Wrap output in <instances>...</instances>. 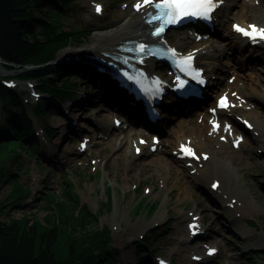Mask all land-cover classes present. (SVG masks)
<instances>
[{"label":"rangeland","instance_id":"obj_1","mask_svg":"<svg viewBox=\"0 0 264 264\" xmlns=\"http://www.w3.org/2000/svg\"><path fill=\"white\" fill-rule=\"evenodd\" d=\"M132 1L134 0H71L67 6L62 7L60 28L63 31L82 29L86 36H83L79 44L70 43L72 48L68 50L65 49L67 46L61 45L49 63L57 64L79 58L84 54L78 56V53L82 52H78L79 49L75 47L88 43L91 45L96 36H106L123 28L128 19L126 7ZM97 2L103 5L100 14L94 13V4ZM233 2L220 9L227 25L220 27L216 38H212L216 41L215 44L204 49L208 56L198 60H212L218 66L217 72L213 74L216 84L211 86L210 90L207 89L211 94L213 89L222 92L226 86L239 85L240 80L236 79V74L240 72L252 74L259 82L254 85L256 90H252V101L247 97L243 98L245 103L236 104L235 108L226 110L235 117L233 122L235 121L236 125L232 126L238 131L233 129L232 132L243 136L241 145L238 148L232 147L229 139L221 138V133L210 135L208 142L212 148L208 150L219 152V155H215V162L229 164L233 175L228 185L235 190L236 198L251 209L246 213L244 220H233L234 214L242 212L235 209L232 198L225 201L220 199L221 190L213 186L217 183L212 186L211 183L213 180L218 184L221 182L208 176L209 167H203L193 159L187 161L178 156L181 164L179 166V162L172 159L176 154L172 153L169 140L174 138L173 134L177 132L181 122L184 124L180 127L183 130L190 126L189 122L204 129L209 126L205 120L206 115L195 117L193 113L186 114L190 115L192 120L185 115L179 120V115H173L166 127L159 130L158 134L153 133L156 139H153V136L146 139L147 130L135 122H121V125L118 123L111 128V122H114L113 108L95 98L98 93L97 85L105 89H108V86L102 85L98 78L88 73L89 69L84 68L83 64H69L74 70L60 73L58 76L53 73L46 75L45 80H49V86L56 90L48 91L45 95L37 93L41 89L44 90L40 83L33 79L16 77L14 73L19 67L13 63L6 65L1 59L0 78L2 77L20 96L24 103L22 110L26 116L34 119L36 113L42 112L45 115L32 123L35 140L33 144L27 143L21 150L18 146L12 147L14 152H20L16 165L14 162L5 163L11 170L12 177L26 192L16 199V202H9L6 199L12 191V182L9 179L0 181V201L4 205V213L0 218H25L27 222L34 218L43 220L47 210L44 196L52 193L58 199L60 187L67 179L74 186L79 204H85L95 215L93 227L105 226L109 230L111 247L115 248V254L109 264H159L160 259L169 264H189L190 257L198 255L194 252L206 255V249L212 246L217 248V252L211 257L208 256V259H200V263L194 259L195 264H264V134L257 133L249 120V116H254L264 130V56L250 62L248 68H239L235 60L238 53L229 44L232 24L239 20L237 10L245 9L248 11L247 15L264 19V0ZM47 10L56 12L53 7ZM38 13L34 11V14ZM125 37L129 35L120 36L114 43H119ZM164 38L171 44L179 39L172 32H167ZM188 46L194 45L184 44L180 47ZM201 47L204 46H198ZM64 49L70 54L61 53ZM83 49L89 50L87 46H83ZM33 66L23 65L24 68ZM153 67L158 66L155 63ZM88 76L93 80H88ZM242 82V90L250 91L247 86L248 79L243 78ZM61 89L70 91V94L57 97ZM27 92L29 95L25 94ZM84 93H92L93 96L81 98L80 95ZM72 94L75 95L72 97ZM32 95L37 99V104L31 100ZM56 100L61 101L60 107L56 106ZM37 107L41 109L37 110ZM208 107L209 105L206 108ZM223 120L224 118L220 122ZM71 121L76 124L72 128H76L75 130H70ZM0 122H4L1 110ZM96 122L107 124L109 129L99 131L94 125ZM44 123L53 130L45 129L47 135L42 138L38 133H41ZM123 133L128 134L126 139H121ZM138 136L147 142L157 139L161 141L155 149H150L148 144H144L141 154L139 152L132 156L130 143L136 141ZM81 139L89 141L83 151L79 150ZM28 148H31L30 153L29 150L27 152ZM158 156L167 159L168 163L158 165L152 159ZM131 165L133 168L130 170ZM194 174L200 181L191 178ZM206 187L212 189L211 196L217 198L220 203L213 202L211 196L205 192ZM228 203L231 205L227 209L225 206ZM191 212L208 218L200 219L198 227L201 228L202 225V230H205H196L195 235L192 231L189 232V228L185 232L184 228L177 226L179 216ZM158 215H162L161 219L152 221ZM195 222L191 221L190 224ZM186 224L189 225L188 220ZM168 225L176 228V231L168 233L165 228ZM182 238H185V241Z\"/></svg>","mask_w":264,"mask_h":264},{"label":"trees","instance_id":"obj_2","mask_svg":"<svg viewBox=\"0 0 264 264\" xmlns=\"http://www.w3.org/2000/svg\"><path fill=\"white\" fill-rule=\"evenodd\" d=\"M70 1L0 0V58L6 65L13 63L19 67L14 73L16 77L34 79L44 90L52 91L56 88L49 86L46 75L58 76L74 70L69 65L49 63L61 45L79 44L86 36L82 29L63 31L60 28L62 7ZM51 7L56 12L47 10ZM34 11L39 13L36 15ZM27 64L34 66L24 68ZM59 94L60 98L70 91L60 90ZM0 102L4 115V122H0V181L12 182V191L6 200L16 202L26 189L12 177L5 163L16 165L19 159L20 152H14L13 146L21 150L35 140L32 123L21 109L20 96L1 82ZM60 189L58 199L52 193L44 196L47 210L43 220L0 218V264H109L115 254L109 230L105 226L93 227L95 215L85 204H79L69 180L65 179ZM2 203L0 201V215L4 213Z\"/></svg>","mask_w":264,"mask_h":264},{"label":"bare ground","instance_id":"obj_3","mask_svg":"<svg viewBox=\"0 0 264 264\" xmlns=\"http://www.w3.org/2000/svg\"><path fill=\"white\" fill-rule=\"evenodd\" d=\"M142 1L143 0H134V1L130 2V4H127L126 14L128 15V19L125 22V26L123 28L119 29L118 31H114L113 33L106 34V36H99V35L96 36V39L94 40V42L92 41L91 45L88 43V44H81V46L75 47L76 49H79L78 52L79 51L82 52V53H78V56H80V54L96 55L99 58L89 57L88 56L85 59L92 66H96L99 63L101 65H104L106 63V61H107V58H109V56L106 55L105 51L106 52H110V53H112V52L116 53V50H117L116 46H117V44L118 45H120V44L119 43H114V40L117 39V38H120V36H122V35H129V37H125L124 39H141L142 40L141 42H150V41H157V40L164 41V40H166V39H164V36H163L164 34L161 35L160 37L156 38V39H150V36H149V33H148L149 30H150V26H148L144 22V14L146 13L147 10L150 9V6L148 4H146V5L141 6L139 9H137L134 6L136 3H138V2L141 3ZM232 3H234L233 0H227V2L225 4V7H228ZM237 12H238L237 16L239 17V20H237V23H240V25L245 26V25L256 24L258 26L264 27V19H262L260 16L254 18L253 16L247 15L248 11L245 10V9L237 10ZM240 13H242V15ZM220 18H222V13L217 14V18L215 20V23H216L215 25L216 26H213L211 28L210 27H206V28H204L205 31L202 30V29L201 30L203 32H209V33H212V34L215 31L218 32V30H216V29L220 28V26H221L220 25ZM227 18H228V16H227ZM226 25L227 24L224 23L225 27H226ZM129 27H131V28L133 27V28L130 29ZM127 28L130 29V30H128ZM182 28L190 29V28H193V27L188 26V27H182ZM221 28H222V26H221ZM176 34L180 37V39H177V42L174 43V44L178 45V46H182L184 44L185 45L193 44L194 47H192V48H196V47H198L200 45H203L204 47H202V48L207 49V48L211 47L212 45H214L215 42H216L215 40H212V39L195 40V41L190 40L189 41V40L185 39L186 37H185L184 34H182L180 32H176ZM212 36H216V35H212ZM229 38H230L229 39L230 46L232 45V47L237 51L239 56H242L241 61L239 60L237 62L238 65H239V68H242L243 66L248 68V65H249L250 62H252L253 60H255L257 58H262L264 56V42L261 41V39H257V40H255L253 42H249V41L245 40V38H243L236 31H232V33H231ZM247 38H249V37H247ZM63 46L64 47L67 46L65 48L66 50H68L69 48H72L71 46H69V44H64ZM83 46H87V48H89V50L83 49ZM114 46H115V48H113ZM65 49L63 51H61V53L70 54V52H66ZM187 50L189 52L192 51L191 49H186V51ZM68 58H71V57H68ZM235 60H236V58H235ZM2 61L4 62V60H2ZM144 62L146 63L144 65V67L147 68V69H151V67L154 66V62H153L152 59L145 60ZM55 63H57V62H55ZM61 64L69 65L71 63L62 62ZM82 64H83V61H80L78 66H81ZM105 67H106V65H105ZM206 67H207L206 73H208L207 75L209 76L208 82H210L211 86L215 85L216 81L212 79L210 73L212 71L218 70V66L212 60H208V61H206ZM77 72L79 73L80 71H77ZM87 72L89 73L90 71H87ZM113 72H115V71L113 70ZM90 74H91V72H90ZM48 76H49V74H48ZM98 76L100 77L102 75L98 74ZM106 78H108V76H106ZM243 78H247L248 79L249 83H247L248 84L247 86L250 89V91H248V92H245L244 90H242V86L244 85L243 82H242ZM236 79L240 80L239 85L226 86L223 89V90L226 89V91L222 92V94L223 95L226 94L227 97L230 99V101L234 102V105L235 104L238 105L240 103L241 104L245 103L243 98H246V97H247V99L252 101L253 94H254V92L252 90H256V88H254L255 87L254 85L259 83L258 80L256 78H254L252 74H246L245 72L237 73L236 74ZM88 80H93V79L91 78V76H88ZM2 81L5 82V80L1 77L0 78V82L2 84H4ZM112 81H114V80H112ZM208 87L206 86L205 89H204L205 97L200 99V101H199L200 104L202 103V105H204L205 108L210 103V101L211 102L213 101L212 94L209 93V91L207 90V89H209ZM7 88L12 90V91H14V92H16L14 90V88H11V87H8V86H7ZM97 88H98L99 95H98V93H96L95 98L99 99L103 103H106V104L110 105L111 108L113 106V109L115 110V115L116 116L119 115L120 117L123 118L122 121H121L122 123L128 122L130 124V122H136V123L139 122L138 124L140 125V127L142 126L144 129L150 128L149 126L154 128L153 130L146 129L147 130V133H145V138L146 139L147 138L149 139L151 137L149 134L157 133L159 130H162L163 127H166L167 126L166 124L169 123L168 121L172 118V116H170L166 120H163V121L160 120L158 123H152V122H149V120L147 119V115L144 112H142L141 118L140 119H138V118L135 119L133 117V114L131 113V111L129 109H127L129 107V105H128V103L126 101L119 99V97H117L115 95H114L115 96L114 97L113 94L111 93L112 90H110L109 88L105 89L102 86H98V85H97ZM41 90L38 91V92L41 93V94L45 93V95L48 94V90H42V91ZM61 90L65 91L64 89H61ZM25 94L29 95L28 92L25 93ZM62 97H65V96H62ZM80 97L81 98H89L87 94L80 95ZM171 99H172V97L170 96L168 98V100H171ZM31 100L34 101V102L37 101V99H34L32 96H31ZM21 102H22V104H24L22 100H21ZM60 102L61 101L56 100V106L62 105ZM35 104H37V102ZM175 104H176V102H175ZM163 106H165V105H162V109L164 110L165 108H163ZM204 107L199 106V109L202 110V109H204ZM21 109H23V108H21ZM210 109L211 108H207L208 111ZM200 110L195 111V114H197V116H202V114H204V111H200ZM219 112H221V111H219ZM179 113L180 112L178 111L177 114H179ZM180 114H183V113H180ZM186 114H189V112L185 113V115ZM44 115L45 114L42 113V112L41 113H36L34 119L29 117L28 120L31 123H34V121H38V120L44 118ZM164 116H166V114H164ZM225 116L226 117H225L224 122H223L224 126L223 125L220 126V127L218 126L216 129H213L211 127V122H210L211 119H213V120L215 119V116H212L211 118H209V120L207 119L209 126L206 127V128L204 127V129H202L203 127L197 128L195 125H191V123L189 122L190 126H188L186 130H183L182 128H180L181 126L184 125V124L182 125V122H181V124L178 126L179 128H177L178 129L177 132L175 134H173L174 138L172 140H169V143H170L169 145H170L172 153L176 154V156L172 157V159L174 161L179 162L180 161V159H179L180 157H183L184 158L183 160L186 159L187 161L191 160V159H196L195 161L198 164H201L203 167H207V168L209 167L208 176L211 177V178L215 177L216 179H219L220 182H221L218 185V187H217L219 190H221V194L222 195H221L220 199L225 201V199L232 198L233 206L235 207V209H240L241 210L242 213L234 214V217H233V220L238 221V220H244L246 213L251 211V209H248V205L245 206L246 203H244L243 201H242V204L239 202V200L236 198L237 196L235 195V193H236L235 190L228 185V184H230V177L233 175L232 171L229 168V164L227 162L222 163V161H221V163H219L218 161L215 162V160H214L215 155H219V152L208 150V149L211 148L210 145L208 144V142H210V139H211L210 135H214V133H217V134L221 133V135H222L221 138H223V139H228V138H230L232 136V138H230V140H229V141H231V140L234 139L233 135L239 134L237 132L236 133L232 132L233 129L238 131L235 127L232 126V125H236L235 121L233 122V120H235V117L230 115V113L228 114L227 112H225ZM182 117L183 116H179V118H180L179 120H181ZM187 117L190 120H192L191 119L192 117L190 115H187ZM249 120L251 121V124L254 126V130L257 133H260V135L261 134L263 135L264 134L263 127L258 123L257 119L254 116H249ZM121 122L119 123V125H121ZM36 123H38V122H36ZM71 123H72V121H71ZM71 123L69 124L71 126L70 130H75L76 128H74V129H72V128L76 124L72 123L73 124L72 125ZM94 125H95V127L97 129H99V131L100 130L104 131V130H106L108 128L107 124L102 125V124L96 122V123H94ZM230 127L232 128L231 131L229 130ZM111 128H114V124H112V122H111ZM45 129H48L50 131L53 130L52 127H50V126H48V125H46L44 123L42 125V127H41V130H40L41 133L40 134L38 133V136L40 135V137L45 138L46 137L45 136L46 133L45 132L43 133V131ZM129 129H133V128L129 127ZM32 130H33V128H32ZM35 133H37V132H35ZM127 135L128 134L123 133V136H122L121 139H126ZM260 135H258V136H260ZM129 136L131 137L132 135H129ZM235 137H236V135H235ZM160 141L161 140L157 139L156 141H148L146 143L149 144L150 146H153L154 149H155L156 145L158 143H160ZM242 141H244V140H242ZM242 141L238 144L237 147H239L241 145ZM182 144L185 146L184 147L185 153L183 152V148L181 147ZM188 147H191L196 152V155L187 154L186 149ZM143 148H144V145L142 143H138V139H137L136 141L130 143V154L132 156H136V153L134 152L135 151L134 149H139V152L141 154V152L143 151ZM203 154H207V156L204 158L202 156ZM178 156H180V157H178ZM152 159L154 161H156L158 163V165H162V164L164 165V164L168 163L167 159L162 158L160 156L153 157ZM226 164L228 166H226ZM224 165H225V167H224ZM179 166H181L180 162H179ZM132 168H133V165H131L129 167L130 170ZM191 178L192 179H196L197 181H200L199 180L200 178H198L197 175H195V174L192 175ZM214 183H217V181L213 180L212 183H211V186ZM204 189H205L206 194L211 196L212 189L209 190L208 187H206ZM203 194L205 195L204 192H203ZM211 198L213 199V202L220 203V201L217 198H213L212 196H211ZM234 198H236V199H234ZM230 205H231V203H228L227 206H225V208L227 207V209H228L229 208L228 206H230ZM233 213H235V212H233ZM160 216H162V215H160ZM160 216L159 215L156 216L155 218H153L152 221H158L159 219H161ZM202 218H204V216L202 217L198 213L197 214L194 213V212H191L190 214L183 213L177 219V221H178L177 222V226L179 225L182 228H184L185 232L189 228V232H190L191 229H192V227H189L190 222L191 221H196L197 223H195L193 226L197 230H199L201 232V231L205 230V229L202 230V227H203L202 225H201V228L198 227V226H200L199 222H200V219H202ZM204 219L206 220L208 218L205 217ZM187 220L189 221V225L186 224ZM196 224H197V226H195ZM186 226H187V228H186ZM165 228H167V232L168 233L174 232V230L176 231V228L174 229V227L172 228L169 225L165 226ZM178 232H180L179 229H178ZM182 239H183V241H185V238H182ZM209 248H213L217 252V248L215 246L208 247L207 249H209ZM194 253H196L198 255H202L200 257V259H202V260H205V259L209 258V257H207V255L200 254L201 252L200 253L199 252H194ZM190 258H191V260L189 261L190 262L189 264H195L196 263V261H194L195 258H193V257H190ZM202 260H199V261L197 260V261L200 263V261H202ZM126 264H128V263H126Z\"/></svg>","mask_w":264,"mask_h":264},{"label":"snow or ice","instance_id":"obj_4","mask_svg":"<svg viewBox=\"0 0 264 264\" xmlns=\"http://www.w3.org/2000/svg\"><path fill=\"white\" fill-rule=\"evenodd\" d=\"M145 4L152 3L153 0H143ZM220 3V0H158L156 3V8L159 9V18L163 19L165 23H176L179 22L182 18L187 16H192L204 20H211L212 19V13L214 9L218 6ZM137 9L141 7V4L138 2L134 5ZM102 8L101 5H96V10L100 11ZM234 27L243 33L244 35L250 37L252 40L262 39L264 40V27L258 26L256 24H251L247 27L242 26L240 24H235ZM161 31V28H157L156 32L159 33ZM144 45H140L141 51L144 50ZM175 52V50H171ZM180 59L185 64H190L192 60V54H186L182 55ZM182 70L187 72L189 76H191V72L188 71L187 67H184L181 65ZM197 73L201 72V69H195ZM158 80V78H154ZM176 79L179 81V84L177 85L178 88L184 89L186 87L187 81L182 80L181 77L177 76ZM196 79L199 82H203V77L198 76ZM229 101L227 100V95L221 96L219 99V104L221 106L227 107ZM214 111V109H213ZM215 123V122H214ZM153 139H156L155 137ZM236 143V141H234ZM182 148L185 146L182 144ZM139 151V149H137ZM187 154L189 155H196V152L191 148L188 147L186 149ZM218 184V182H217ZM216 186V185H213ZM189 227L193 228V231L196 230V228L193 225H189ZM209 253H212L216 251L213 248L208 249Z\"/></svg>","mask_w":264,"mask_h":264},{"label":"water","instance_id":"obj_5","mask_svg":"<svg viewBox=\"0 0 264 264\" xmlns=\"http://www.w3.org/2000/svg\"><path fill=\"white\" fill-rule=\"evenodd\" d=\"M80 57L79 58H76V59L75 58L69 59L66 62H69V63H79L80 61H83L85 58H87V55H82ZM57 62H59V61H57Z\"/></svg>","mask_w":264,"mask_h":264}]
</instances>
